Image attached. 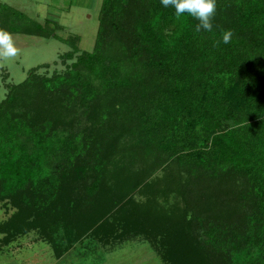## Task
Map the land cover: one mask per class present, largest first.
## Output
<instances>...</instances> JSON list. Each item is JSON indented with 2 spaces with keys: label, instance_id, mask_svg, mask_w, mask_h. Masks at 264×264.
<instances>
[{
  "label": "trees",
  "instance_id": "16d2710c",
  "mask_svg": "<svg viewBox=\"0 0 264 264\" xmlns=\"http://www.w3.org/2000/svg\"><path fill=\"white\" fill-rule=\"evenodd\" d=\"M198 23L160 0H102L91 53L9 88L0 202L18 209L11 234L53 238L62 227L69 245L140 237L167 247L168 262L264 264V0H216L212 30ZM51 25L0 1V29L11 35L60 40ZM70 47L62 60L79 53ZM158 155L203 189L198 208L187 200L176 213L151 185L133 198L146 178L136 164ZM225 203L223 215L210 208Z\"/></svg>",
  "mask_w": 264,
  "mask_h": 264
},
{
  "label": "rangeland",
  "instance_id": "374dc122",
  "mask_svg": "<svg viewBox=\"0 0 264 264\" xmlns=\"http://www.w3.org/2000/svg\"><path fill=\"white\" fill-rule=\"evenodd\" d=\"M0 1L39 24L45 25L47 21L53 23L51 28L55 30L54 37L60 39H53V35L50 39H43L12 34L18 54L13 58H0V102L7 97L9 88L23 82L33 69L41 76H50L54 72L64 71L66 67L76 61L81 53L92 52L99 27L102 0ZM173 28L171 27V29ZM72 42L76 43L79 53L74 54L72 60L64 61L61 56L71 51ZM116 160L118 159L113 160V166H118ZM136 165L138 169L135 174L138 177L146 176V178L140 186L136 187V190L131 191L130 194H134L133 198L142 201L143 197L137 193L139 189L144 190L146 197H149V190L145 187L151 185V187H156L159 204L165 207L176 206V213L182 212L180 210L184 209L187 200L190 201L189 205L198 208L196 201L203 189L198 185H192L190 176L182 165L166 159L163 155H158V158L157 156L150 157L146 162ZM75 168L76 173L79 174L86 168L85 163L77 165ZM146 173L148 174L146 175ZM117 175L120 178L126 176V174ZM218 199H223L222 193L219 194ZM229 207L230 205L226 203L223 207L210 205V208L219 215H223V210H228ZM17 212L18 209L12 206L8 200L0 202V264L181 263L176 257L168 262L167 256L172 252L167 251V247L164 251H157L147 240L140 237L126 239L120 243L114 239L102 243L89 236L69 245L65 240L67 237L62 227L51 228L53 231L57 230V232H51L54 235L53 238L42 235L40 229L11 234L15 230L9 227L10 221ZM184 223L182 222V224ZM4 227H9V232L2 231L1 229ZM58 244L59 246H57Z\"/></svg>",
  "mask_w": 264,
  "mask_h": 264
},
{
  "label": "clouds",
  "instance_id": "9594fccd",
  "mask_svg": "<svg viewBox=\"0 0 264 264\" xmlns=\"http://www.w3.org/2000/svg\"><path fill=\"white\" fill-rule=\"evenodd\" d=\"M164 8L172 6L175 9V16L181 17L185 13L199 21L196 30H212L211 20L216 12V0H160ZM232 33L226 31L223 35V43L230 41ZM18 54L12 35L5 30L0 29V58H13Z\"/></svg>",
  "mask_w": 264,
  "mask_h": 264
}]
</instances>
